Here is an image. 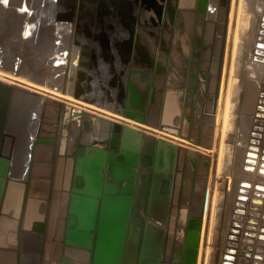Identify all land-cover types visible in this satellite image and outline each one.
<instances>
[{
    "label": "water",
    "instance_id": "water-1",
    "mask_svg": "<svg viewBox=\"0 0 264 264\" xmlns=\"http://www.w3.org/2000/svg\"><path fill=\"white\" fill-rule=\"evenodd\" d=\"M201 5L202 13H205L207 0H201ZM95 59L96 54H93L92 68L96 65ZM221 68L222 59L219 60L217 83ZM12 71L19 74L17 69ZM11 88L0 85V264H77L79 261L85 264H153L144 258L137 262L143 229L141 210L148 204L150 207L155 180L163 177L161 173L152 176V167L155 172L169 169L173 173L176 160V174H171L170 180L174 178L172 197L173 203L177 202L185 150L156 140L138 128L86 110L65 114L63 129L67 121L77 118L80 126L77 151L73 156L66 157V151L58 152V138L55 134H47L44 126L36 137L24 136L14 145V138L5 133ZM129 88L133 93L134 79L130 78ZM169 95L176 118L168 122L172 128H157L183 138L177 129L183 92L174 90ZM86 100L141 124H150L149 118L153 117L144 102L138 110L130 108L131 102L141 100L134 93L130 100L121 103V109L111 103L108 105L97 96L92 95ZM161 122L164 124V119ZM60 140L67 143L66 139ZM162 148L170 151L169 168L166 166L164 170L157 167L159 157L163 155ZM66 161L71 163L70 175L67 188H63V185L59 186L63 172L59 173L58 168L65 167ZM150 184L152 191L148 197ZM60 199V225L55 235L50 236L51 223L56 221V201ZM47 212L50 213L48 225ZM168 215V220L173 223L175 212ZM46 225L48 234L44 239ZM199 229L200 224L186 233L182 264H197ZM144 247L143 254L146 253ZM168 250L167 244L163 264H168ZM161 261L160 258L156 262L160 264Z\"/></svg>",
    "mask_w": 264,
    "mask_h": 264
},
{
    "label": "bare ground",
    "instance_id": "bare-ground-1",
    "mask_svg": "<svg viewBox=\"0 0 264 264\" xmlns=\"http://www.w3.org/2000/svg\"><path fill=\"white\" fill-rule=\"evenodd\" d=\"M8 1L9 0H0V25L2 26V24L4 22L6 23V25H9V26L11 25V27H10L11 28L10 29V34L13 36L12 37L13 39H14V36H17L18 33H19L18 36H20V37L26 36L27 34H28V36H30L29 33H31V31H32L33 32L32 33V36H36L35 37V41L32 40V39H30L31 42H27V44L25 46H26V48L29 51L35 53L34 54V57L38 56L39 59H40V62H38V61L33 62V64L31 63V65H29V66L19 65V62L17 61V59L14 58L11 55H5V57L3 56L4 58L2 59L5 62V63L3 62V65L4 66L5 65H6V67L11 66L10 67V68H12L11 71L12 70L15 71L17 69V71L19 73V74H15V73H13V71L11 72L9 70L7 71L5 69H0V85H4L5 84V85L12 86V88L10 89V92H11V96H10V100H11L10 101L11 102V105H10L11 106V110L9 109L10 113H9V115L7 117L8 118V124L7 125L5 124L6 125L5 126L6 127L5 128L6 129L5 132H6L7 135H11L14 138V140H13V144L14 145H16V143L19 141V139L24 138V136L26 137L28 134H34L35 133L36 125H37L36 122H38V117H39L38 114L40 113L39 112L40 111V105L43 102V100L46 101L45 99L48 98V101H49V99H55V100L64 102V104L65 103L70 104V105H72V107L75 110H86V111H90V112H93V113H97V114L102 115L105 118L110 119L113 122H120L122 124L129 125L131 127L138 128V129H140V130H142L144 132L153 134V136L154 135H157V136H160V137H164L165 139L168 138V139L174 141V143L177 142V143L181 144V146L182 145L189 146L190 148L192 147V148H195L198 151H202V153H203V151H205L206 153H210L209 155H211V152L213 153V149L212 148L208 149V148H206L202 144L196 145V143L194 144V143L190 142V140L188 141L186 139H183V138H180V137H178L176 135H173V134H171V133H169L167 131H163V130L158 129L157 127H155L153 125V121H154V118L153 117H150L149 118L150 124H141V123H138V122H136L134 120L128 119L126 117H123L121 114H119L117 112H114V111H111V110L102 108V107L98 106L97 104H93L92 102H88L86 100V98L92 97V95H93L94 97L95 96L99 97V99H101V100H103L105 102H109V101L111 102L112 97H111V93L110 92L112 90H111V87L105 86V85H108L107 83H109V85H116L117 86L116 88H120L121 89V90H118V93H117L118 96L116 95L117 96V99L118 98L121 99V97L123 96L122 80H121V77H120V75L122 74V71L121 70H123L124 73L128 72V71H125V67H129L131 65V62L132 63L134 62L138 66H143L142 64H148L147 63V61L149 60L148 53H145L144 54L143 51H147V50L149 51L151 49V47H152V42H151V39L150 38L148 39V41L147 40H144L143 42H140L139 39H140V35L141 34H139V29H138L139 27H138V25H140L139 21L140 22L150 23L151 26H154L156 24L157 19H155V13L153 11V8H151L149 5L143 4L142 3V0H11L9 2V5L11 6V8H13V7H15V9L17 8L18 9V12H19V8H21L22 10L24 8H29V10L30 9L31 10L33 9L34 10V13L32 15H30V11H27L25 14H20V13L15 12L14 9L11 10V8L9 9L8 7L7 8L9 10L8 9L5 10L6 9V5L8 4ZM210 1H211L212 9L213 10H217V6L218 7L220 6L221 0H210ZM156 2H157V0H156ZM262 2H264V1H262ZM222 4L224 5V9H223L224 10V20H223L224 21V24H223V28H222V32H221L222 33V36H221L220 41H219L220 42V45L217 43L220 46V49H219L220 50V52H219L220 55L218 56V59L216 60L218 63H216L214 61V63H216V66L214 64L211 66V69H212L211 71L213 72L215 69L217 71L218 66H219V61L218 60H220V59H222V68H221V71H220V77H219L218 83L216 81L217 79L215 78L216 79L215 80L213 78L215 80L214 81L215 82V85L213 84L214 85V91H213V97H212V100H211L210 110H209L210 114L212 115V118L211 119L214 122L215 128H217V126H218V128H220V129H218V128L216 129V132H217V130H219L218 134L220 135V142H218V143H220V151H219L220 152V156H218L220 160H221V155H222L223 146H224V145H222V143H223L222 140L224 139V137L226 135V132L230 131L231 130V127H233V122H232V120H233L232 118L233 117L232 116H234V114L231 112L232 107H233V106H231L232 105V98H231L232 97L231 96L232 94H231V90H232V85H234L235 82H232V77L234 76V73L236 75L238 74V66H239V63L241 61V53H242L241 52V49H242L241 48V44L242 43L240 42V39H241L240 37L243 34H245V33H246V35L249 33L248 34L249 36H253L254 32H253L252 26L254 27V23L257 22V21H255V18H256V14L257 13L256 12H253V11H257V10H253L252 11L253 13H252V17L251 18H250V15L249 16L246 15L247 14L246 13V9H247V2H246V0H224ZM208 5H209V3H208ZM250 5H251V3H250ZM83 8H84V10H83ZM247 11H249V10H247ZM204 14H206V13H204ZM208 15L210 16L212 14H208ZM204 16H207V15H204ZM27 17H28V19H27ZM258 17H259V15H258ZM260 17H262V16H260ZM186 18H189L190 19V17L187 16V15H186ZM207 18L209 19V17H207ZM189 19L187 20L188 21L187 24H190V22H191ZM247 21H248V23H247ZM8 22H10V23L7 24ZM201 22H202V20H201ZM211 22L212 21H210V23ZM30 23H31V26L32 27L30 25H28ZM97 24L99 26L98 32H97V30H95V27H96ZM211 24H209V25H211ZM3 26H4V24H3ZM218 26H220V25H218ZM210 27H214V26L211 25ZM4 28L5 27H3V29ZM208 28H209V26H208ZM122 29L124 30V33H122ZM149 29L152 30L151 28H149ZM194 29H195V27H194ZM213 30H215V29H213ZM213 30L212 29H210V30L208 29L207 31L204 30V31H206V33L204 35V36H206V39H205V42H204V46H203V50H202V59H201L200 62L202 63L201 64L202 65V69L205 70V71H206V67L208 65L210 52L212 51L211 50L212 49L211 38H212V33H213L212 31ZM7 31H9V30L7 29ZM251 31L253 33L252 35H251ZM169 32H170V30H169ZM221 33H219V34H221ZM1 34H2V32H1ZM165 34L166 33L164 32V35ZM7 35H8V33H7ZM254 35H256V34H254ZM59 36H65V38H66V36H71L72 37L71 39L73 41L77 39V41H79L83 46H85L83 52H82L81 49L78 48V50H77V56L76 57H73L70 60L72 62L74 61L75 62V65H76V66H74L75 68L73 70H72L71 65L65 67L63 63L62 64L60 63V62H64V60H66L65 58H68V57H65V56L62 55V54L65 55L64 50H63V53L62 54H59L60 51L58 52V50H56L58 52V53L56 52V54H54L55 52L51 53L53 51L52 41H54L53 39H55L56 37H59ZM112 36H115L116 37V42H117V44H116V48L117 49L116 50H117V53H118L117 55L119 56L120 65L117 64V61L115 60V58L117 56H115V54H113L110 51L111 48H112V44H113V37ZM219 37H220V35H219ZM65 38L63 37V39H62V37H61V39L64 40L65 42L68 41V39L65 40ZM2 39H0V41ZM8 41H10V39ZM2 42L3 41H1V43ZM56 43H58V41ZM31 44L35 46V51L32 49V47H30ZM59 45H60V47H62V46H65L67 44L62 45L60 43ZM200 45H202V44H200ZM214 45H215V43H214ZM3 46L4 47H7L5 45H3ZM57 46H55L54 48L56 49ZM137 47H138L139 50H137ZM66 48H68V46ZM2 49L3 48L1 47V50ZM17 49H15V50H17ZM58 49L60 50V48H58ZM141 51H142V53H141ZM215 52H217V51H215ZM10 54H11V52H10ZM12 54H14V53H12ZM53 54H54V57H52ZM68 54H69V52H68ZM93 54H96V60H97V64H98L99 67L97 65L96 66L99 68V70H98V71H100V74L99 75L96 73V70L91 69V68L89 69L90 62L92 60ZM70 55H72V54H70ZM213 55H215V54H213ZM243 55H245V53ZM1 57H2V55H1ZM249 60H250V58H249ZM41 61H43V65L41 64ZM115 61H116V63H115ZM44 62L47 63V65H45ZM262 62H263V60H262ZM262 62H260V63H262ZM122 63H128V66H125L124 67ZM28 64H30V63H28ZM114 64H116V65H114ZM106 65H108L110 67V70H112V72H114V73H111V74L109 73V75H110V78L109 79L107 77L109 71L107 70L108 72L106 74V71L103 70L104 68L107 67ZM113 65L115 67H113ZM244 65H246V64H244ZM138 66H136V67H138ZM60 68L61 69L65 68V69H63L64 70L63 75L62 76L60 75L61 77L58 76V75H56L57 74V70H59ZM258 69H259V67L257 65L256 66H252L251 69H250L251 70V74L253 76H256L257 73H258ZM85 71H87V74L86 75H85ZM241 71L243 72V70H241ZM104 72H105V74H104L105 77L103 75ZM59 73H62V72H59ZM93 73H95V75H93ZM203 73H204V71H203ZM236 75H235V77H236ZM92 76H97L96 77L97 80L98 81H102V83H105L106 82L105 85H104L105 86L104 89H102L103 86H100V88L98 90H93L92 91L91 86L94 83H96L95 81L94 82H91L90 81ZM200 76H202V75H200ZM250 77H252V76H250ZM84 78L86 80H83ZM89 78H90V80H89ZM226 81H228L227 82L228 83L227 85H225V82ZM139 83L140 82L134 80V84H139ZM14 85H17V87L22 85L23 86V89L17 88L16 86L13 87ZM242 86H243V84H242ZM225 87H227V88H225ZM255 87H257V86H255ZM259 87H261V86H259ZM27 88L30 89V90H32V91H34V93L35 92L36 93L38 92V94L39 93L44 94V96L43 97L27 96V95H25V94L22 93V91L24 89H27ZM133 89H134V93L136 95H138L139 97H142V94H141L142 93L141 92L142 91V88L141 87H139V86L136 85V87L133 88ZM252 89H254V88H252ZM252 89H250V92L252 91ZM258 89L259 88H257V90ZM260 89H259V91H260ZM253 93H256V92H253ZM45 96H46V98H45ZM254 101H255V99L252 102H254ZM141 102H142V99L138 103L131 102L130 108H132L134 110H138L139 108L142 107V103ZM235 102H236V100H235ZM258 103H259V101H258ZM67 106L68 105H66V104L65 105H61V104L59 105L58 104V107L60 108V111H61V108L64 109V108H67ZM261 106H263V105H261ZM237 108H238V106H237ZM73 111L74 110L71 109V112H73ZM254 113L255 112H253V114ZM253 114H250V115H253ZM239 117H240V115H239ZM246 117H247V115H246ZM64 118L66 119L65 113H64V116H62L61 121L62 120H65ZM73 120H75V125L73 123L70 124L71 122H68V121L66 122V126H67V129L69 131L71 130V126H72V128H75L76 130L80 127L78 125L79 124L78 118L77 119H73ZM73 120H71V121L73 122ZM6 122H7V120H6ZM64 123H65V121H64ZM207 123H208V121H207ZM80 124L82 126V123H80ZM243 125H246V124H243ZM60 126L62 127V122H60ZM213 130H215V129H213ZM232 130H233V128H232ZM240 132L242 133L241 130H240ZM214 135H216V133ZM253 136H254V134H253ZM237 138H235V139H237ZM243 138H244V136H243ZM8 140L9 139H7V141ZM206 140L209 141L210 139H206ZM263 140H261V141H263ZM261 141H260V143H261ZM66 142L67 143H65L63 141L61 142L60 138L58 139V142H57L58 152L60 151L61 153H63V151L64 152L65 151L68 152L69 150L71 151V153L73 152V150L70 148V143L68 141H66ZM260 143H259V145H261ZM161 151L163 152V155L159 157L157 167L159 169H161V170H164L166 168V166L169 164L168 152H170V151H168V149H166V148H162ZM255 151H256V149H255ZM235 153L236 152H234V154ZM66 155H67V153H66ZM257 155H258V153H257ZM225 157H226V154L224 155V158ZM234 157H235V155H234ZM255 159H256V157H255ZM239 160L240 159H238V161ZM217 162H219V161H217ZM225 162H227V160ZM239 163H241V162L240 161L238 163L236 162L237 165ZM70 164L71 163L69 161L68 162L66 161V166L65 167H59L58 168L59 173L60 172H63L60 175L62 177H61V181L59 183V186H62L63 185V188L64 187L67 188V185H68V180H69V175H70ZM226 164H222V165L225 166ZM234 164L232 165L233 167H234ZM251 167H252V165H251ZM220 168H221V166L219 165V169ZM220 170H222V169H220ZM223 171H224V169H223ZM245 172H247V171H245ZM214 173H216V172H214ZM220 173H221V171H220ZM257 176H258V174H257ZM253 179L255 181L256 178H253ZM156 180L158 182H161V179L160 178H157ZM156 180H155V183H156ZM259 184H262L263 185V183H259ZM62 193H63V190H62ZM218 194L221 196V193H218ZM193 196H194V194H193ZM193 196L190 197V198H194ZM203 198H204V196H203ZM215 198L213 200V206H212V209L210 211L211 214H209L210 215V220H209V223H208V242L211 241L210 238H211L212 232H213L212 231V229H213L212 228L213 227L212 224H213V220L215 218L214 217V214L216 215V213H215V210L216 209L214 207V205L216 204ZM221 198H222V196H221ZM216 199H218V198H216ZM219 200L221 201V199H219ZM63 201H64V198H63ZM154 201L155 200H153V196H152V199H151V203L150 204H152ZM218 203L219 202H217V204ZM60 205H62L61 199H60V201H56V212H57L56 214L57 215L54 217L56 221H53L51 223L50 236H53L54 235L53 232H54L55 225H56V227L60 225V224H58V221L61 220L60 216H61V211H62L61 210L62 208L60 209ZM186 205H187V197H186V195H184V197H183V206H185V208H186ZM184 209H181V212H180V215L182 216V220H183L182 222H184V219H185ZM194 210H196V209H194ZM204 215H205V207H204ZM203 219L204 220L202 222H205V216L203 217ZM196 223H198L196 225H199V222H196ZM209 224H210V227H209ZM191 226L193 228V226H195V225H191ZM261 227H263V226H261ZM258 229H259V227H258ZM226 238H227V236H226ZM250 242H252V240ZM211 243H212V241H211ZM229 244H230V241H229ZM226 245H228V243ZM208 246H209V244H208ZM249 247H251V245ZM206 248L207 249H206L205 261L207 263L208 262V257L210 255L209 254V251H210L209 249L210 248H208L207 245H206ZM254 250L256 251V249H254ZM255 251H253V253ZM257 253H258V251H257Z\"/></svg>",
    "mask_w": 264,
    "mask_h": 264
},
{
    "label": "rangeland",
    "instance_id": "rangeland-1",
    "mask_svg": "<svg viewBox=\"0 0 264 264\" xmlns=\"http://www.w3.org/2000/svg\"><path fill=\"white\" fill-rule=\"evenodd\" d=\"M10 1L11 0L8 1V4L6 5L5 10H7L8 8L9 9L11 8V6L9 5ZM223 1L224 0H221L220 6L219 7L217 6V10H213L212 5L210 4L211 8L209 7V10L207 13V17H209V19L208 18L206 19V31L208 29L209 30L215 29V30L212 31L213 32L212 33L213 39L211 38L212 51L210 52V55H209V61L210 62L208 61L206 71L201 69V71H204V73L201 72V74H203V76H204L203 79H205L207 81L204 80L203 82L202 81L200 82L199 94L196 98L195 103H193V105H195V106L192 108V111H190L191 106L188 105V107H187V112H186L187 118H185L183 121L180 118V125H181V121L184 122L183 128L185 127V130H183V132L182 131L179 132L180 134L183 135V139H186L188 141L190 140V142H192L194 144L196 143V145L202 144L208 149L212 148L213 153L211 152V155H209L210 153H206L205 151H203V153L205 152L203 154L202 151H198L195 148H192V147L190 148L189 146H185V145L181 146V144H179L177 142L174 143V141H172L168 138H166L168 141V142H166V141H162V140L158 139V138L165 139L164 137H160L157 135H154V136L159 141H162L165 143L170 142V144L177 145L178 147H181L185 150L184 158L181 160L184 163V165H183V171L180 173V175H181L180 177H181L182 182H183V196L186 195V197H187V206L184 209L185 219H184V222L182 225L183 228L181 229V233H180L182 236L181 237V239H182L181 243L184 240L185 232L187 230L188 225H190V226L195 225L191 229V230H195L196 229L195 227L197 226L196 224H198L196 222H198L199 220H202L203 217L205 216V222L203 224V232H204V235L206 237L204 236L205 240L203 242V248H202V259L205 258L206 249H207L206 245H207V247L210 248L209 249L210 255L208 257L207 264H226V263H223V261H225L226 258L228 259V262H229L228 264H264V169H263L264 168V142H263L264 141L263 140L264 139L263 138L264 137V135H263L264 134V119H263L264 118V115H263L264 114V110H263L264 109V74H263L264 73V31H263L264 30V23H263L264 22V11H263L264 10V8H263L264 2H262L264 0H255V1L254 0H248L249 2L246 0V2H247V9H246L247 14L246 15L247 16L250 15V18H251L253 12L257 13L256 18L258 20L255 18V21H257V22L254 23V27L252 26L253 32L256 35H254L251 31V35L253 34V36H249L248 35L249 33L246 35V33H245L240 37L241 38L240 42L242 43L241 44V48H242L241 49V52H242L241 53V61H240L239 66H238V74H237L238 76L234 73L233 77L235 79L232 77V82H235L234 83L235 86L232 85V90H231V94H232L231 95L232 96L231 97L232 98V105L231 106H233L231 112L234 114V116H232L233 117L232 118L233 119L232 120L233 127H231L230 131L226 132V135L224 137L225 140L224 139L222 140V142H223L222 145H224L225 147L223 146V152L224 153L222 152L221 160H220L218 157V156H220V152H219L220 151V143H218V142H220V135L218 134L219 130H217V132H216V129L218 128V126H217V128H215L214 122L211 119L212 115L210 114L209 110H210L211 100L213 97L212 92L214 89L213 84L215 83L214 79L216 78V74H217L216 69L213 71L214 73L211 71L212 70L211 66L213 64L216 66V63H218L216 60L218 59V56L220 55V53H219L220 52V50H219L220 49V46H219L220 42L219 41H220V38L222 36L221 32H222V28H223V24H224V21H223L224 20V10H223L224 5L222 4ZM151 2H152V0H144V2L142 1L143 4L149 5L151 8H153ZM250 3H251V5H250ZM13 9L15 12L20 13V14H25L27 11H30V15H32L34 13V10L33 9L29 10V8H24L23 10L21 8H19V12H18L17 8L16 9H15V7L11 8V10H13ZM83 10H84V8H83ZM247 10H249V11H247ZM253 10H257V11H253ZM208 14H212V15L209 16ZM258 15H259V17H258ZM260 16H262V17H260ZM27 19H28V17H27ZM210 21H212L213 23L215 22L214 23L215 25L212 22H211L212 23L211 24ZM9 23L10 22H8L7 24H9ZM139 23H140V25H138V27H139L138 29H139V34H141L140 35V42H143L144 40L148 41V39L150 38L151 42H152V47L149 51L147 50V51L143 52L144 54L148 53V56H149L148 57L149 60L147 61L148 64H144L143 67L133 66L132 62H131V65L129 67H125V66H128V63H122L123 66L125 67V69L128 68L127 69L128 72H126V73L122 72V74L120 75L121 80H122V91H123L124 97L122 96L121 99L120 98L117 99L118 90H121V89L116 88L117 87L116 85H109V83H107L108 85H105L106 82L102 83V81H98L96 78L97 76H92L91 80L89 78V80L91 82L95 81L97 83V84L94 83L91 86L92 91L98 90L100 88V86H103L102 89H104L105 86L111 87L112 91L110 90L111 91L110 93H111L112 100H111V102L110 101L107 102V104L108 105H110V103L112 105L115 104V106L119 107L120 109H121V103H124V101H126L128 99L130 100L133 97L134 92L132 93V91L129 88L130 78L134 79L135 81L140 82L139 84H134V88L136 85H138V86L145 89V90L143 89V93H141L142 97H140L142 99V102H144L145 105L147 106V102L152 101V91H153V89H152V86H153V81H152V78H153V76H152L153 56L152 55H153V50H155V49H153V44H154L153 43L154 42L153 37L155 36V34L153 33V30L149 29V28L152 29V26L150 23L140 22V21H139ZM247 23H248V21H247ZM3 24H4V26H3ZM3 24H2V26L0 25V27L2 28V29L0 28V34L2 32V34L0 35V39L3 38L1 40L3 42L1 43V41H0V43H1L0 46L4 49V50L3 49L1 50V47H0V62L2 61L0 63V69L7 70L8 67L9 68L11 67V66L6 67V65L5 66L3 65L4 61L2 59L5 57V55H11L14 58H16L17 61L19 62V65L29 66V65H31V63L33 64V62H36V61L40 62L39 57L36 56L38 59L36 57H34L35 53L29 51L25 46L27 44V42H31L30 39L35 41L36 36H32L33 32L31 31V33H29L30 36H28V34H27L26 36H22V37L18 36V34H19L18 33L17 36H14V39H13L12 38L13 36L10 34L11 25L10 26L6 25L5 22ZM209 24H211L214 27H210L211 25H209ZM28 25L31 26V23ZM218 25H220V26H218ZM208 26H209V28H208ZM3 27H5V28L3 29ZM7 29L9 31H7ZM95 30H97V32H98V30H99L98 24L96 25ZM198 32H199L198 36H200V27H199ZM7 33H8V35H7ZM122 33H124L123 29H122ZM219 33H221V34H219ZM219 35H220V37H219ZM59 37H56V38L54 37L55 39H53L54 41H52L53 51L51 53L55 52L54 54H56V52H57L56 50H58V52L60 51L59 54H62L63 50H64L65 55L64 54H62V55L65 57H68V58H65L66 60H64V62H60V63L61 64L63 63L65 67L71 65L72 70H73L75 68L74 66H76V65H75L74 61L72 62L70 60L73 57L77 56L78 48L81 49L83 52L85 46H83L79 41H77V39L73 41L71 39L72 38L71 36H66V38H65V36H59ZM61 37H62V39L64 37L65 40L68 39V41L65 42L64 40L61 39ZM112 37H113V44H112V48L110 51L113 54H115V56H117L115 58V60L117 61V64L120 65L119 56L117 55L118 53L116 50L117 49L116 48V44H117L116 37L115 36H112ZM162 37H163L164 42L167 44L169 36H167L165 34ZM8 38L10 39V41H8L9 40ZM205 39H206V36L203 37V40H205ZM57 41H58V43H56ZM60 43L62 45H65V44H67V45H65V46L61 45L62 47H60V45H59ZM214 43H215V45H214ZM3 45L7 46L8 48L4 47ZM55 46H57L56 49L54 48ZM67 46H68V48H66ZM30 47H32V49L35 51L34 45L31 44ZM58 48H60V50ZM15 49H17L18 51ZM215 51H217V52H215ZM10 52H11V54H10ZM68 52H69V54H68ZM12 53H14V54H12ZM244 53H245V55H243ZM54 54L52 57H54ZM70 54H72V55H70ZM213 54H215V55H213ZM1 55H2V57H1ZM201 57H202V53H200L198 50H195L193 53V61L195 60L196 62H198V61L200 62L202 59ZM249 58L251 61L249 60ZM262 60H263V62H262ZM26 61L30 64H28ZM92 61L90 63L89 69L91 68V69L96 70L97 74L99 75L100 71H98L99 66L97 64V60L95 61V64L98 67L95 65L94 68H92V66H91ZM116 61H115V63H116ZM214 61L216 63H214ZM260 62H262V63H260ZM41 64L43 65V61H41ZM44 64L47 65V63H45V62H44ZM244 64H246V65H244ZM114 65H116V64H114ZM114 65H113V67H115ZM256 65L259 67L258 73L256 76H253L251 74L250 69L252 66H256ZM106 66L107 67L104 68L103 70H105L106 74H107V70H109L110 67L108 65H106ZM63 69H65V68H63ZM63 69L60 68L59 70H57L56 75L62 76L64 73ZM132 69H133V71H132ZM193 69L195 70V67ZM241 70H243V72ZM59 72H62V73H59ZM112 73H114V72H112ZM86 74H87V71H85V75ZM104 74H105V72L103 73V75ZM93 75H95V73H93ZM235 75H236V77H235ZM250 76H252L253 78L255 77V78L253 79ZM104 77H105V75H104ZM107 77H108V79L110 78L109 73H108ZM143 77H147V80L143 81L142 80ZM83 80H86V79L84 78ZM227 82L228 81L225 82V85L228 84ZM242 84H243V86H242ZM15 86L17 87V85H14L13 87H15ZM255 86H257V87H255ZM259 86H261V87H259ZM17 88L23 89V86L21 85V86H18ZM225 88H227V87H225ZM249 88L250 89L254 88V89H252V91L250 92ZM257 88H259V89L261 88L260 91H259V89L257 90ZM253 92H256V93H253ZM22 93L27 95V96H33V97H35V96L43 97L44 96V94H41V93L38 94V92L37 93L35 92L36 93L35 94L34 91H32L28 88L24 89L22 91ZM45 98H46V96H45ZM254 99H255V101L252 102ZM45 100L46 101L43 100V102L40 105V111H39L40 113L38 114L39 117H38V122H36L37 125H36L35 133L34 134H28L27 136L28 137H30V136L36 137L38 135V131L40 130V128L42 126H44V127H46L47 134H49V135L55 134V136L58 139L63 138V139H66V141H68L70 143V148L73 150V152L71 153L70 150L68 152H66L68 154V155H65L66 157H70V156L75 155L74 152L77 148L76 147L77 146L76 139H77V136L79 134L80 128H78L76 130L75 128H72V126H71V130L69 131L67 129V126L65 129H63V127L60 126V122H62V126L64 123V120L61 121L62 116H64V113L66 115H68L70 113L71 109H73V110H75V109L72 107V105L65 103L66 105H68L67 108H64V109L61 108V111H60L58 104L59 105L60 104L65 105L64 102L58 101L55 99H49V101H50L49 102L48 98H46ZM235 100H236V102H235ZM258 101H259V103H258ZM260 104L263 106H261ZM237 106H238V108H237ZM9 109L11 110V106H9ZM253 112H255V113L253 114ZM9 113H10V111H9ZM9 113H8V115H9ZM249 113L253 114V115H250ZM238 114L240 115V117ZM246 115H247V117H246ZM151 116H154L153 113ZM188 117H190L191 123L193 126L191 134H189L187 132V128L189 125ZM207 121H208V123H207ZM70 122H71L70 124L73 123L75 125V120H73V122L72 121H70ZM242 123L246 124V125H243ZM5 124L6 125L8 124V118H7V122H5ZM239 127L240 128L242 127V128L240 129ZM55 128H57V129H55ZM232 128H233V130H232ZM213 129H215V130H213ZM218 129H220V128H218ZM240 130L242 131V133L240 132ZM215 133H216V135H214ZM149 134H151V133H149ZM253 134H254V136H253ZM151 135H153V134H151ZM243 136H244V138H243ZM178 137H180V136H178ZM235 138H237V139H235ZM204 139L205 140L210 139V140L205 141ZM261 140H263V141H261ZM260 141H261V143H260ZM258 142L261 145H259ZM255 149H256V151H255ZM234 152H236V153L234 154ZM257 153H258V155H257ZM225 154H226V157L224 158ZM234 155H235V157H234ZM254 156L256 157V159ZM238 159H240L239 161L241 163H239L237 165L236 162L237 163L239 162ZM226 160H227V162H225ZM217 161H219V162H217ZM222 164H226V165L224 166ZM233 164H234V167L232 166ZM219 165L221 166L220 169H222V170L219 169ZM251 165H252V167H251ZM223 169H224V171H223ZM220 171H221V173H220ZM245 171H247V172H245ZM214 172H216V173H214ZM257 174L259 177L257 176ZM252 177L256 178L255 181ZM250 180L251 181L253 180V181L251 182ZM259 183H263V185L259 184ZM218 193H221L222 198ZM193 194H194V196H193ZM192 196L194 198H190ZM203 196H204V198H203ZM215 197L218 199H216ZM214 198H215L216 204H217V202H219V203L217 205L216 204L214 205V207L216 209L215 210L216 215L214 214L215 218H214L213 224H212L213 225V227H212L213 232H212L211 238L213 240L210 238V240L212 241V243H211V241L208 242V223L210 220L209 214H211L210 211H211L212 206H213ZM219 199H221V201ZM204 207H205V215H204ZM194 209H196V210H194ZM261 226H263V227H261ZM209 227H210V224H209ZM258 227H259V229H258ZM226 236H227V238H226ZM251 240H252V242H250ZM229 241H230V244H229ZM227 243H228V245H226ZM208 244H209V246H208ZM250 245H251V247H249ZM254 249H256V251ZM253 251H255V252L253 253ZM257 251H258V253H257ZM250 260L251 261L253 260V261L251 262Z\"/></svg>",
    "mask_w": 264,
    "mask_h": 264
},
{
    "label": "flooded vegetation",
    "instance_id": "flooded-vegetation-1",
    "mask_svg": "<svg viewBox=\"0 0 264 264\" xmlns=\"http://www.w3.org/2000/svg\"><path fill=\"white\" fill-rule=\"evenodd\" d=\"M151 3L155 13V19H157L156 24L154 25L155 27L152 26L153 33L155 34L153 37V49L155 50H153L152 55V111L154 117L159 120L156 121L157 127H163L168 130L169 128H172L168 125V122L176 118L177 115L176 109L172 107L173 102L172 98L169 97V93L174 90H180L183 92V105L181 108V115L179 116V118L183 121L187 118L186 112L188 105L191 106L190 111H192V108L195 106L193 103H195L199 94V84L201 81L203 82L205 80H203L204 76L201 74L203 71H200L202 69L201 62L199 63L195 60L193 61V53L195 50H199V52L202 53L205 42L203 37L206 33V31H204L206 30L205 22L207 19V16L204 15H207L209 7L211 8V6H209L211 1L207 0L206 14L202 13L201 0H157V2L156 0H152ZM186 15L189 16L190 19L186 18ZM188 19L191 21L190 24H187ZM198 26L201 28L200 36H198ZM164 32L167 36H169L167 44L164 42L162 37L164 36ZM194 67L195 70L193 69ZM216 73L217 79L218 69ZM162 119H164V124L161 122ZM182 121L179 128H177L179 132H183V130H185V127L183 128L184 122ZM188 121L189 125L187 132L191 134L193 126L190 117H188ZM158 139L165 141V139L163 140L162 138ZM166 142L168 141L166 140ZM76 151L77 148L74 153H76ZM175 166L176 160L172 169L173 173L170 172L169 169H165L163 172H155L152 167V176L155 173H161L163 177L161 182L156 180V183L154 184L153 200L155 201L150 204V207L148 204L145 210H141L143 229L139 240V252L137 257L138 263H140V258H144L149 260L148 262H154L153 264H157V259L161 258L162 261L160 264H163L165 249L168 244V264H182L186 233L188 230L192 229V226L188 225L184 240L181 243L182 236L180 233L183 228V220L180 212L181 209L185 208V206H183V182L181 183L177 202L173 203L172 196H174V178L173 181H171L170 176L171 174H176ZM151 184L149 186L148 197L151 196ZM172 211L175 212V219L173 223L168 220V213ZM202 221L203 219L200 221L201 226L199 230L201 232V239L197 264H201L202 262V264H207L205 258L202 259L203 242L206 237L203 232L204 222ZM143 245H145L144 250L146 252L144 254L142 253ZM223 263L228 264V259L226 258Z\"/></svg>",
    "mask_w": 264,
    "mask_h": 264
},
{
    "label": "crops",
    "instance_id": "crops-1",
    "mask_svg": "<svg viewBox=\"0 0 264 264\" xmlns=\"http://www.w3.org/2000/svg\"><path fill=\"white\" fill-rule=\"evenodd\" d=\"M109 71V72H108ZM107 72L108 73H112V70H108ZM122 72H123V70H121ZM125 71H127V69H125ZM138 86V85H137ZM136 87V86H135ZM140 87V86H139ZM152 89H153V86H152ZM147 109H148V111L149 112H152L153 113V109H152V101L151 102H147ZM153 118H154V121H153V125L155 126V127H157V125H156V121H159L158 119H156V117H154L153 116ZM57 154V153H56ZM68 155V154H67ZM55 159H56V157H55ZM55 165H56V161H55V163L53 164V171H52V174H54V170H55ZM52 186L53 185H51V189H50V192L52 191ZM50 196H51V193H50ZM50 196H49V198H50ZM48 198V201H51L50 199ZM49 215H50V213L49 212H47V215H46V222H47V225H48V222H49ZM57 215V214H56ZM46 225V227H45V229H44V234H45V236H44V239L46 238V234H48V226ZM56 225H55V227H54V232H53V234L55 235V232H56ZM53 235V236H54ZM53 240V239H52ZM54 242V241H53ZM77 264H85L84 262H82V261H79Z\"/></svg>",
    "mask_w": 264,
    "mask_h": 264
}]
</instances>
